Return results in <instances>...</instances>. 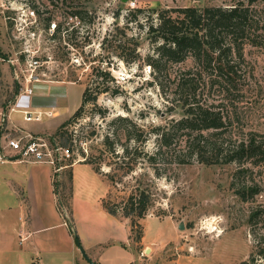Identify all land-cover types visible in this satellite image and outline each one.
Wrapping results in <instances>:
<instances>
[{
  "label": "rangeland",
  "instance_id": "374dc122",
  "mask_svg": "<svg viewBox=\"0 0 264 264\" xmlns=\"http://www.w3.org/2000/svg\"><path fill=\"white\" fill-rule=\"evenodd\" d=\"M130 1H136L135 8L144 9L138 20L130 11L135 9L131 8ZM235 1L0 0V58H5L0 63L7 64L8 59L18 56L25 68L28 59L36 57L41 63L37 72L46 81H76L84 88L89 87L91 96L97 97L85 105L78 117L64 125V135L57 134L62 125L51 134H45L69 148L72 154L62 162L66 169L55 173L59 203L70 205L73 199L74 205H84L87 187L83 179L74 184L69 165L86 158L98 167L109 185L102 202L107 201L116 208L121 218H126L124 203L129 195L144 192L149 198L148 208L145 216L137 219L140 224L132 237L136 242V234L141 233L144 242H154L151 244L153 252L146 248L145 253L152 255L151 263L160 260L156 256L158 251H162L164 258L167 257L166 264H264V255L259 254V249L264 248V220L259 222V200L264 202V192L260 197L257 195L255 201H242L230 186L234 164L199 162L195 157L181 154L180 145H175L177 142L175 149L164 151L155 163L149 159L158 146L153 128L169 124L172 119L183 115L178 103L168 98L169 95L157 84L154 68L147 62V57L154 53L156 47L148 35L150 23L158 21L153 9L229 6ZM245 1L248 3L249 0ZM253 3L255 17L264 32V0ZM30 6L36 10V18H26L25 12ZM78 9L88 11L85 20L71 17L72 12ZM51 20L58 26L61 24L56 37L47 29ZM116 26L125 28L129 37L134 35L140 40L137 50L140 60H124L130 57L133 44L120 34L112 43L109 41L102 46L106 35L116 33ZM120 43L122 46L118 47ZM192 65L191 59L185 63L169 64L162 73L167 87L176 75ZM97 66L111 71L113 81L108 91L98 90L101 78L94 71ZM245 66L250 76L242 86L243 96L236 102L238 113L246 128L264 132V48L248 46ZM18 74L16 77L8 63L2 102L8 98L13 100L16 88L23 86L20 69ZM121 74L126 76V81L118 80ZM81 84L71 86L68 109H63L61 118L75 104H80ZM213 98L212 94L205 93L203 101L210 102ZM12 100L7 106L8 113ZM119 116L127 117V120H117ZM3 117L0 116V133L10 132L11 137L19 136L12 133L13 129L7 127ZM142 130L146 131L143 137L148 139L136 142L129 138V134L138 135ZM106 135H110L108 142H105ZM113 149L119 154H115ZM183 159L188 162L181 163ZM254 177L259 181V170ZM91 186L93 198L106 193V184L101 181H93ZM6 205L16 203L7 200L0 188L1 241H7V236L13 235L12 229L20 226L19 211L15 207L5 210ZM253 213L257 216L251 223L249 218ZM181 223L184 224L182 229ZM20 245L15 238L13 249H19ZM135 252L138 256V250ZM6 264H16V256Z\"/></svg>",
  "mask_w": 264,
  "mask_h": 264
},
{
  "label": "trees",
  "instance_id": "16d2710c",
  "mask_svg": "<svg viewBox=\"0 0 264 264\" xmlns=\"http://www.w3.org/2000/svg\"><path fill=\"white\" fill-rule=\"evenodd\" d=\"M254 1L249 0L247 3L245 0H237L229 6L154 8L158 21L151 22L148 26V35L156 47L154 53L147 57V62L154 68L157 84L169 95L168 98L176 101L183 110L180 118L153 128L158 146L156 151L149 155L150 161L155 163L164 151L175 149L174 144L177 142L175 145H180L183 152L181 154L195 157L199 162L234 164L230 186L235 194L246 202L255 201L256 196L260 197L264 192V132L256 128H246L236 106L240 96H243L242 86L250 76L245 66L246 49L248 46L264 48V32L259 27V19L255 17L252 5ZM130 11L135 20H138L137 17L144 9L138 7ZM87 13V10L78 9L73 11L71 16L83 21ZM60 30L61 24L53 36L56 37ZM119 34L133 44L130 57L124 60H140L137 50L141 42L134 35L129 37L125 28L116 26V33L106 35L102 46L109 41L112 43L114 37L117 38ZM189 59L193 61V65L176 75L173 83L167 87L162 78L163 71L169 64L185 63ZM94 71L101 78L97 85L99 92L108 91L111 88L109 84L113 81L111 71L101 66L94 67ZM18 91L19 86L15 93L18 94ZM205 93L212 94L213 101H203ZM96 98V95L91 96L90 88L86 87L80 107L62 124L57 134L64 135V125L78 117L85 105ZM11 100L8 98L1 104L5 113ZM116 119L123 121L127 120V117L119 116ZM145 132L142 130L138 135L128 136L136 142H141L148 139L147 136L143 137ZM109 136L106 135L105 142H108ZM113 151L119 154L115 149ZM82 162L92 164L99 172L98 167L89 158ZM180 162L188 161L183 159ZM257 170L259 181L254 177ZM148 199L144 192L132 193L124 203L123 214L131 219L132 233L140 224L137 219L146 214ZM103 204L111 214L118 215L117 209L107 201ZM256 216V213H253L249 222L252 223ZM263 220L264 202L259 200V222ZM69 225L77 245L82 249L78 233L70 223ZM142 237L143 235L138 233L135 240L140 241ZM259 254L264 255L263 247L259 249Z\"/></svg>",
  "mask_w": 264,
  "mask_h": 264
},
{
  "label": "crops",
  "instance_id": "0c3cea01",
  "mask_svg": "<svg viewBox=\"0 0 264 264\" xmlns=\"http://www.w3.org/2000/svg\"><path fill=\"white\" fill-rule=\"evenodd\" d=\"M8 63H0V116L2 112L5 114L3 119L7 127L13 129L12 133L49 135L80 107L82 99L61 118L63 109H68L71 86L81 83L52 80L38 83L33 96L20 94L23 86L19 88L11 110L5 113L1 104ZM81 86L83 98L85 88L83 84ZM24 109L42 110L41 119L27 121L22 112ZM49 112L52 115H48ZM9 134L1 132L0 140L4 141ZM4 152L8 159L0 160V188L7 200L15 201L16 205H6L5 210L15 207L19 211L20 226L12 229L13 235L7 236V241L0 240V247L3 248H0V264L8 263L15 256L16 264H166L167 257L164 258L162 251H158L156 256L160 260L151 263L152 255L145 253L149 248L153 252L151 244L154 242L146 243L143 238L135 242L130 220L113 215L106 209L102 200L109 185L92 164L78 161L69 165L74 184L78 179H83L87 194L84 205H74L73 199L70 205H63L59 203L55 173L49 165L11 159L13 156L9 149ZM93 181L106 184V193L99 198H93ZM69 223L78 233L84 250L77 245ZM15 238L21 243L19 249H13ZM138 244L141 246L139 249Z\"/></svg>",
  "mask_w": 264,
  "mask_h": 264
},
{
  "label": "built area",
  "instance_id": "2783aa9c",
  "mask_svg": "<svg viewBox=\"0 0 264 264\" xmlns=\"http://www.w3.org/2000/svg\"><path fill=\"white\" fill-rule=\"evenodd\" d=\"M130 6L131 8H135L136 1H130ZM25 15L27 19L36 18V10L30 6L26 9ZM58 28L59 26L55 21L51 20V22L48 23L47 29L52 35L57 32ZM2 60H5V58H2ZM7 61L13 67V72L16 77H19V69L23 76V87L21 88L20 94L33 96L35 94V88L37 87L36 85L46 81V79L40 77L37 72V68L41 65L38 58L32 57L28 59V66L25 68L22 67L21 59L18 56L12 57ZM16 67H18V69H16ZM118 80L124 82L126 81V76L121 74ZM22 112L27 121L40 120L43 113L42 110L31 109H24ZM1 114L5 117L3 112ZM48 115H52V113L49 112ZM5 149H9L12 153L13 157H11V159L13 158L32 163H45L53 168L54 173L60 172L64 168L62 162L72 156L70 149L59 144L54 137L34 135L28 132L14 137L7 135L4 141L0 140L1 161H6L8 159L7 154L4 152Z\"/></svg>",
  "mask_w": 264,
  "mask_h": 264
},
{
  "label": "water",
  "instance_id": "95a60500",
  "mask_svg": "<svg viewBox=\"0 0 264 264\" xmlns=\"http://www.w3.org/2000/svg\"><path fill=\"white\" fill-rule=\"evenodd\" d=\"M180 228H181V229L184 228V224H183V223H181ZM148 250H149V249H148ZM93 264H96V263H93Z\"/></svg>",
  "mask_w": 264,
  "mask_h": 264
}]
</instances>
